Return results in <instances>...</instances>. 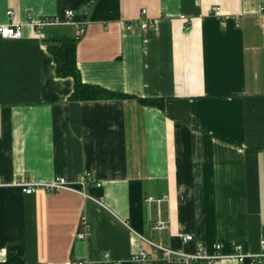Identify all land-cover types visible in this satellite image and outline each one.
<instances>
[{"label": "crops", "instance_id": "crops-1", "mask_svg": "<svg viewBox=\"0 0 264 264\" xmlns=\"http://www.w3.org/2000/svg\"><path fill=\"white\" fill-rule=\"evenodd\" d=\"M3 23L24 36L0 35V263L13 250L25 264H97L106 252L139 264L142 246L170 264L148 239L184 255L261 252L264 0H0ZM79 25L82 80L125 96L71 99L74 78L57 74L47 38ZM85 172L104 205L18 184Z\"/></svg>", "mask_w": 264, "mask_h": 264}, {"label": "built area", "instance_id": "built-area-1", "mask_svg": "<svg viewBox=\"0 0 264 264\" xmlns=\"http://www.w3.org/2000/svg\"><path fill=\"white\" fill-rule=\"evenodd\" d=\"M214 11L219 13L220 10V6L215 5L213 7ZM143 12H146L145 10H143ZM13 11L10 10L9 14L12 15ZM64 15L68 18H70L73 15V11L72 10H67ZM62 22L61 16L60 15H55L53 18L49 19V21H39L37 23V25L42 26L46 23H53V24H59ZM129 28H132V25L130 24L128 26ZM85 27L81 25H79L77 27V32H76V36L77 37H81V35L85 32ZM0 35L3 38H22L24 36V31H23V27L19 24H13V23H3L0 25ZM94 179V177L91 175V173L89 172H85L80 174L79 176H77L74 180L73 179H69L67 177L64 176H56L54 177L51 181H42V182H28V181H20L18 184L22 187V190L25 193H32L35 190H37L38 188H43L46 190H50V191H59V190H63V189H70V190H74V191H78L80 193H82L84 196L86 197H90L92 198L94 201H96L97 203L104 205V202L102 199L93 197L91 195H89L84 187L89 183L92 182ZM2 179H1V175H0V183H1ZM97 184H101L100 182H97ZM149 199H152V197H149ZM83 219V223L86 225L87 227V232L86 233H80L79 235L81 237L87 236L88 234H90V230L88 227H90V223L87 219L86 216L82 217ZM167 226V222L163 219H159V221H157L155 227L158 229H163L166 228ZM131 230H133L131 228ZM192 235L187 234L183 236L184 240H189L192 239ZM148 241L150 242V244L152 245V249L155 252L161 253V255L167 259V261L170 264H178V263H182V262H189V260L194 259V258H201V257H209V258H215V260L217 258L220 257H234L237 258L239 260H244V258H246L247 256H251V257H257L258 259H263L264 260V238L261 239V252L258 254H249V253H245L243 251V248L240 245H236L235 250L233 253L229 254H222L221 252H217L216 255H209L207 253H205L202 248H200L196 253L191 254V255H184L181 253H177L176 251H174L172 248H170L169 246H167L166 244H164L162 241H156L153 239H148ZM217 249L219 250L221 248V244H217ZM132 259L137 261L139 264H151L150 262H152V255L149 253V251H147L144 247H140L135 253H133L132 255ZM79 264H90V261L88 259H82L78 262ZM124 261H116L113 259V257L111 256V254L109 252H106L104 254V258L100 261H98L97 264H123Z\"/></svg>", "mask_w": 264, "mask_h": 264}, {"label": "trees", "instance_id": "trees-1", "mask_svg": "<svg viewBox=\"0 0 264 264\" xmlns=\"http://www.w3.org/2000/svg\"><path fill=\"white\" fill-rule=\"evenodd\" d=\"M80 37L66 35H52L47 38L48 48L52 52L56 62V72L59 76H72L75 88L71 94L73 100H85L96 98L123 97L125 94L107 90L99 85L85 83L81 78V72L77 65L76 48ZM156 103V100H148ZM0 264H25L23 254L17 251H9L6 261Z\"/></svg>", "mask_w": 264, "mask_h": 264}]
</instances>
